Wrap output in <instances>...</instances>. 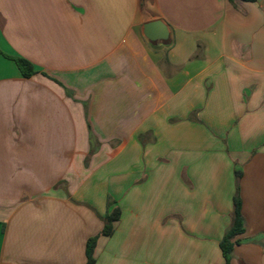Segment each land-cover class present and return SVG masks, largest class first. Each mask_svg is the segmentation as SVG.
I'll return each mask as SVG.
<instances>
[{
	"label": "crops",
	"instance_id": "0c3cea01",
	"mask_svg": "<svg viewBox=\"0 0 264 264\" xmlns=\"http://www.w3.org/2000/svg\"><path fill=\"white\" fill-rule=\"evenodd\" d=\"M235 171L264 264V0H0V264H225Z\"/></svg>",
	"mask_w": 264,
	"mask_h": 264
},
{
	"label": "trees",
	"instance_id": "16d2710c",
	"mask_svg": "<svg viewBox=\"0 0 264 264\" xmlns=\"http://www.w3.org/2000/svg\"><path fill=\"white\" fill-rule=\"evenodd\" d=\"M142 3L150 0H141ZM230 3L235 4L237 1L254 3L257 0H228ZM8 58L15 61L21 73L25 77H30L34 75V66L26 59L21 57H11ZM242 176L240 171H235L236 177V193L233 198V213L232 222L230 227L226 230L221 242L220 249L225 261V264H231L233 252L235 246L238 244V237L243 235L246 231L245 219L242 214V198L239 190V180ZM121 209L119 207H114L110 210L104 219V227L101 232L102 236L111 237L115 231V225L121 218ZM98 236L92 237L87 241L86 244V264H95V251L97 246Z\"/></svg>",
	"mask_w": 264,
	"mask_h": 264
},
{
	"label": "water",
	"instance_id": "95a60500",
	"mask_svg": "<svg viewBox=\"0 0 264 264\" xmlns=\"http://www.w3.org/2000/svg\"><path fill=\"white\" fill-rule=\"evenodd\" d=\"M142 35L146 41L154 47L170 46L172 33L164 21L157 19L146 22L142 27Z\"/></svg>",
	"mask_w": 264,
	"mask_h": 264
}]
</instances>
